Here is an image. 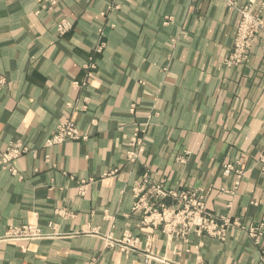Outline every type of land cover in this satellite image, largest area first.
Returning <instances> with one entry per match:
<instances>
[{"label":"crops","instance_id":"obj_1","mask_svg":"<svg viewBox=\"0 0 264 264\" xmlns=\"http://www.w3.org/2000/svg\"><path fill=\"white\" fill-rule=\"evenodd\" d=\"M48 3L0 0V151L27 147L0 164V264H264V31L225 63L262 0ZM65 121L80 137L48 145ZM159 184L195 190L224 239L153 224Z\"/></svg>","mask_w":264,"mask_h":264},{"label":"built area","instance_id":"obj_2","mask_svg":"<svg viewBox=\"0 0 264 264\" xmlns=\"http://www.w3.org/2000/svg\"><path fill=\"white\" fill-rule=\"evenodd\" d=\"M264 2V0H263ZM230 5H234V0H228ZM49 6L55 4V0H49ZM241 13V19L234 37L233 48L229 56L225 59L227 64H238L243 62L247 56L248 52L258 34L264 31V21L260 19L259 15L253 11L251 5H245L239 9ZM69 23L63 22L58 24V31L64 32L68 27ZM80 137L77 129L75 128L73 122L65 121L58 125L57 132L49 139L46 140L48 145L60 143L64 140H76ZM138 143V140H136ZM27 147L22 145H16L10 147L5 152H0V164L10 165L11 161L19 156L21 153L25 152ZM129 158L133 159L135 157L134 153H128ZM12 169V168H11ZM225 173L235 172L238 184L239 179L244 173L243 163L241 161H236L235 164H225L223 167ZM144 191V187L141 186L138 189V195L140 192ZM149 193H155L157 200L160 201L159 209L155 207L153 209L150 205L146 207L147 211L150 213H155L152 223L156 225H162L164 228L170 227L174 229L178 227V233L186 234L188 231L193 230L198 234L206 232L209 235L216 236L223 239L225 235V225H219L215 219L204 212V205L200 197L194 192L188 189H166L159 185H153L147 190ZM143 195L139 198V201L135 204L138 207L142 200ZM171 197L178 201V206L176 208L170 209L166 204L162 202L161 199ZM152 209V211H150ZM226 224V222H225ZM169 229V230H170ZM249 234H255V228L248 229ZM17 233V231H16ZM24 238H32L40 236V231L34 227H24L19 232Z\"/></svg>","mask_w":264,"mask_h":264},{"label":"rangeland","instance_id":"obj_3","mask_svg":"<svg viewBox=\"0 0 264 264\" xmlns=\"http://www.w3.org/2000/svg\"><path fill=\"white\" fill-rule=\"evenodd\" d=\"M262 4H264V2H263V0H262ZM48 7H50L49 5H48ZM260 17V16H259ZM260 19H261V17H260ZM237 31V30H236ZM226 63V62H225ZM227 64V63H226ZM227 65H234V64H227ZM74 124V123H73ZM74 126H75V124H74ZM75 128H76V126H75ZM57 129H58V127H57ZM77 129V128H76ZM77 131H78V129H77ZM57 132V131H56ZM79 133V132H78ZM51 138V137H50ZM49 139V138H48ZM57 144V143H56ZM11 147H13V146H11ZM10 148V147H9ZM7 149L8 148H6L5 150H3V151H0V152H5V151H7ZM27 151V150H26ZM24 153V152H23ZM22 154V153H21ZM20 154V155H21ZM19 155V156H20ZM19 156H17V157H19ZM16 157V158H17ZM16 158H14V159H16ZM13 159V160H14ZM12 160V161H13ZM12 161H11V163H12ZM236 162V161H235ZM235 162H233V163H230V164H235ZM226 164H228V163H226ZM1 165H3V164H1ZM223 167H224V165H223ZM245 171V170H244ZM175 189H177V188H175ZM189 190V189H188ZM190 191H194L195 193H196V191L195 190H190ZM197 194V193H196ZM198 195V194H197ZM198 197H200L199 195H198ZM153 198H155V199H157V197H156V194L155 193H153ZM166 198H171V197H166ZM201 198V200H202V197H200ZM164 199L165 198H163V199H161L162 200V202L164 203ZM171 199H173V198H171ZM174 201H175V204H173V205H171V207H169L170 209H172V208H176L177 206H178V201L176 200V199H173ZM202 202H203V200H202ZM136 204V203H135ZM165 204V203H164ZM203 205H204V203H203ZM157 208V207H156ZM157 209H159V208H157ZM204 212L206 213V214H208L206 211H205V207H204ZM210 215V214H209ZM24 228V227H23ZM22 228V229H23ZM256 230V229H255ZM21 231V229H18L17 230V233H15V235H14V233H11V234H8L7 236V238L8 239H13V238H24L22 235H20L19 234V232ZM190 231H193V230H190ZM195 232V231H194ZM195 233H197V232H195ZM202 233H206V232H202ZM201 234V233H200ZM208 234V233H207ZM255 234H257V231H255ZM209 235V234H208ZM212 236V235H211ZM214 237H216V236H214ZM224 237H225V235H224ZM33 238H35V237H33ZM216 238H218V237H216ZM27 239H31V238H27ZM219 239H221V238H219ZM224 239V238H223Z\"/></svg>","mask_w":264,"mask_h":264}]
</instances>
